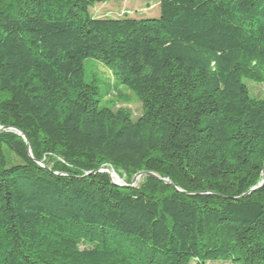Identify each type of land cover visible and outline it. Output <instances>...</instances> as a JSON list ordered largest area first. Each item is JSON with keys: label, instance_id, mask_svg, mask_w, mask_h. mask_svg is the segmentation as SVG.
Here are the masks:
<instances>
[{"label": "trees", "instance_id": "obj_1", "mask_svg": "<svg viewBox=\"0 0 264 264\" xmlns=\"http://www.w3.org/2000/svg\"><path fill=\"white\" fill-rule=\"evenodd\" d=\"M108 1L0 0V264H264V185L243 197L264 180V0L91 16ZM87 59L139 119L101 107Z\"/></svg>", "mask_w": 264, "mask_h": 264}, {"label": "rangeland", "instance_id": "obj_2", "mask_svg": "<svg viewBox=\"0 0 264 264\" xmlns=\"http://www.w3.org/2000/svg\"><path fill=\"white\" fill-rule=\"evenodd\" d=\"M94 18H117L120 14H128L131 18H153L160 14L159 0H112L98 4L90 10ZM84 81L87 84H94L97 88L101 107L112 108L117 111H128L135 120L143 114L142 103L139 98L124 86L117 85L112 71L96 59H87L84 62ZM251 95L256 99L264 97V86L261 84L247 82ZM122 93V96H119ZM107 171V168H104ZM100 171V170H99ZM103 171L101 173H108ZM117 175L122 184H126L125 179L114 170L109 169ZM142 177L138 180L141 183ZM138 182L136 185H138ZM209 264H229V263H209Z\"/></svg>", "mask_w": 264, "mask_h": 264}, {"label": "water", "instance_id": "obj_3", "mask_svg": "<svg viewBox=\"0 0 264 264\" xmlns=\"http://www.w3.org/2000/svg\"><path fill=\"white\" fill-rule=\"evenodd\" d=\"M0 130H4V131H5L6 129H5V128H0ZM15 132L25 140V142H26V144H27V147H28L29 154H30V156L32 157L31 150H30V145H29V143H28V141H27L25 135H24L21 131H19V130H15ZM100 171L103 172V171H106V170L101 169ZM100 171H98V172H100ZM106 172H108V173L110 174L109 169H107ZM95 173H97V172H95ZM263 176H264V172H263ZM141 177H151V178H154V179H156V180H158V181H162V182H164V183H166V184H168V185L174 187V185H173L171 182H169L168 180L162 179V178H160L159 176H157V175H155V174H153V173H149V172H143V173H139V174H137V175L134 177V179H133L131 185L122 184L121 182H119V181H115V180H113V184H114L115 186H117V187H122V188H134V187L136 186L138 180H139ZM263 185H264V180H263L262 183H260V184H259L257 187H255L254 189H252L249 193L245 194L243 197H247V196H249L250 194H252V193L258 191L260 188L263 187Z\"/></svg>", "mask_w": 264, "mask_h": 264}, {"label": "bare ground", "instance_id": "obj_4", "mask_svg": "<svg viewBox=\"0 0 264 264\" xmlns=\"http://www.w3.org/2000/svg\"><path fill=\"white\" fill-rule=\"evenodd\" d=\"M110 175L112 176V179H113V180L121 182V181L119 180V178L117 177V175H114L112 172H110Z\"/></svg>", "mask_w": 264, "mask_h": 264}, {"label": "built area", "instance_id": "obj_5", "mask_svg": "<svg viewBox=\"0 0 264 264\" xmlns=\"http://www.w3.org/2000/svg\"><path fill=\"white\" fill-rule=\"evenodd\" d=\"M120 15H126V14H120ZM128 15V14H127Z\"/></svg>", "mask_w": 264, "mask_h": 264}]
</instances>
